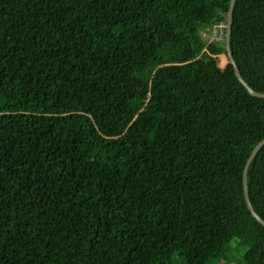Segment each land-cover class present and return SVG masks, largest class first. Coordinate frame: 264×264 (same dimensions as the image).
I'll return each mask as SVG.
<instances>
[{
	"label": "trees",
	"instance_id": "trees-1",
	"mask_svg": "<svg viewBox=\"0 0 264 264\" xmlns=\"http://www.w3.org/2000/svg\"><path fill=\"white\" fill-rule=\"evenodd\" d=\"M230 3L0 0V264H264ZM230 49L264 94V0H235ZM247 180L264 220V146Z\"/></svg>",
	"mask_w": 264,
	"mask_h": 264
},
{
	"label": "water",
	"instance_id": "water-1",
	"mask_svg": "<svg viewBox=\"0 0 264 264\" xmlns=\"http://www.w3.org/2000/svg\"><path fill=\"white\" fill-rule=\"evenodd\" d=\"M234 4H235V0H231L229 12L227 15L226 28H225L224 41H225L226 57H227L228 63L232 65L236 77L242 83V85L246 88L247 92L253 97L264 99V94L254 91L247 84V82H245V80L242 78L240 71L237 67V64L233 58L231 49H230V34H231V28H232V12H233V8H234ZM263 146H264V140L261 141L254 148L253 152L251 153V155H250V157H249V159L245 165L244 172H243V188H244V198H245V202L247 204L248 210L250 211L252 216L264 227V220L256 213V211L254 210V208L250 202L249 191H248V180H247L249 166H250L252 160L254 159V157L256 156V154L258 153V151Z\"/></svg>",
	"mask_w": 264,
	"mask_h": 264
},
{
	"label": "rangeland",
	"instance_id": "rangeland-1",
	"mask_svg": "<svg viewBox=\"0 0 264 264\" xmlns=\"http://www.w3.org/2000/svg\"><path fill=\"white\" fill-rule=\"evenodd\" d=\"M224 27L226 28V24H224ZM225 28L224 30H220L219 32H221V34H224ZM211 37L215 38L213 34ZM221 39H223V37ZM218 59H219L218 61L219 66L222 68L228 63L226 55H221ZM242 253H243V249L242 248L241 250L238 249V247L236 246V242H232L230 245V250L228 255L229 259L231 260V264H241L239 261V257L241 256Z\"/></svg>",
	"mask_w": 264,
	"mask_h": 264
}]
</instances>
